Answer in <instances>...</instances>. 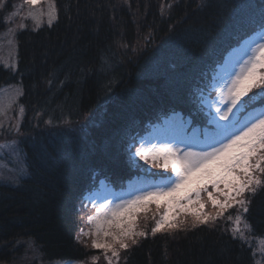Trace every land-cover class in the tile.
I'll use <instances>...</instances> for the list:
<instances>
[{"label": "trees", "instance_id": "1", "mask_svg": "<svg viewBox=\"0 0 264 264\" xmlns=\"http://www.w3.org/2000/svg\"><path fill=\"white\" fill-rule=\"evenodd\" d=\"M17 1L1 2L0 34ZM52 1L56 20L20 31L16 68L0 66V90L21 89L15 138L23 162L17 184L0 183V264H24L30 250L42 263L264 264L259 172L255 194L237 197L248 201L246 213L234 204L195 226L191 214H181L153 234L164 208L152 205L139 213L134 231L145 235L127 238L117 257L84 235L95 214L87 197L103 182L119 191L142 176L173 174L139 157L131 164L129 145L135 152L177 113L192 127L212 128L206 103L216 96L217 71L264 29V0ZM252 96L257 102L242 116L264 106V89L253 88L244 100ZM207 196L203 191L201 200L209 205ZM217 211L211 203L203 214ZM237 216L243 239L234 235Z\"/></svg>", "mask_w": 264, "mask_h": 264}, {"label": "snow or ice", "instance_id": "2", "mask_svg": "<svg viewBox=\"0 0 264 264\" xmlns=\"http://www.w3.org/2000/svg\"><path fill=\"white\" fill-rule=\"evenodd\" d=\"M24 3L35 9L41 6L44 0H24ZM43 14L41 11L39 16ZM30 15L33 20L39 22L37 14L30 12ZM48 18L51 23L54 18L52 5H49ZM261 69H264V43L250 49V54L240 65L239 72L230 75L221 86L218 100L212 101L209 105L215 108V115L219 121L225 123H216V133L201 150L184 151L165 143L162 146L153 144L148 148L142 144L132 152V145H129L131 164H135V158L139 157L145 164H150L153 168H162L164 171L170 170L174 175L162 177L158 184L137 189L131 194L132 198L123 200L115 206L101 203L95 209L96 215L88 219L93 231L84 235L111 236L113 243H118L120 248H127L126 238L145 235L144 232H133L131 226L133 216L137 212L147 211L150 204H155L159 209L161 200L165 201L167 211L151 229L153 234L160 231L162 225L168 224L169 215L176 209L182 212L191 211L181 203L182 201H186L187 205H198V210L191 213L194 217L193 226L195 222L207 224L209 220L214 221L234 204L239 205L243 212H248L246 206L248 201L237 197H242L246 190L254 195L256 188L261 184L254 173L264 174V111L254 110L243 123L231 117L257 102V96L261 95L259 93L257 96L249 97L248 100H244V97L248 96L253 88L264 89V71H260ZM213 122L215 123V118ZM179 142L183 143L182 140ZM204 178L211 181L214 189H219L221 184L226 189L220 192L224 196L222 202H218V198L211 192L208 193V200L211 201L213 208L218 209L215 215H202L200 211L205 207L204 203L200 202L201 191L207 192L206 186L203 188L200 186ZM192 192H195L194 200L191 197ZM228 218L232 219L231 216ZM240 222L241 218L237 216L234 235L240 233V238L243 239V233L239 228ZM246 226L250 228V225ZM169 227L175 228L177 225L171 224ZM113 228L118 231H112ZM132 242L135 243V240ZM92 247L111 250L113 257L118 256L111 243H99L93 240Z\"/></svg>", "mask_w": 264, "mask_h": 264}, {"label": "rangeland", "instance_id": "3", "mask_svg": "<svg viewBox=\"0 0 264 264\" xmlns=\"http://www.w3.org/2000/svg\"><path fill=\"white\" fill-rule=\"evenodd\" d=\"M4 1L5 0H0V6H2L3 4L1 2ZM49 5H52V11L54 12V18L52 19L51 23H49L48 18ZM41 11H43L44 14L42 16H39V13ZM30 12H34L38 15L39 22L32 19ZM55 20L56 13L52 0H44V3L41 6L36 7L35 9H32L29 5H26L24 3V0H18L15 4L14 11L6 18L7 28L3 33L0 34V66H5L12 69L16 68V37L20 31L25 29L37 30L44 24H52ZM261 43H264V29L244 41L240 47L234 49L227 56L224 65L218 69L216 80L214 83V89L217 92L216 96L206 103L209 111H211L212 113L210 118L212 122V128L202 130L198 127H192V121L188 118H184L180 113H178L171 116L169 119L164 120L163 123L153 127V129L141 140L140 147L142 146V144L145 148H148L153 144L162 146L163 144L167 143L172 147L179 148L184 151H199L204 148L207 143H209L210 138L216 133V123H225L224 121H219L218 117H216L215 115V108L209 107V105L212 101L218 100L221 86L230 77V75L239 72L240 65L245 59H247L248 55L250 54V49L256 48ZM260 71H262V69ZM19 93L21 94V89L17 87L3 88L0 90V183L2 184H17V182L23 175V162H21L20 160L21 157L18 148L19 146L15 138V135L19 131V126L21 125V113H19L15 108L17 97H19L20 95ZM241 110L237 112L234 117H231V119L239 120L241 123H243L249 117L250 113L246 116H242ZM259 111H264V107L258 108L256 110V112ZM213 118H215V123L213 122ZM180 140H182L183 143H180ZM173 175L174 174L166 177H173ZM161 178L156 180L153 177L142 176L136 178L132 182H129L125 189H121L119 191L114 190L111 186H108L105 182H103L99 189H97L87 197V202H89L94 207V209H96V207H98L101 203L115 206L117 204H120L123 200L132 198L131 194L135 193L137 189L146 188L148 186L160 183ZM200 186L201 188L206 186L207 193L211 192L213 196L218 198V202L223 201L224 196L220 194L221 191H226L223 184L219 186V189H214L212 187L211 181H209L207 178H204ZM202 192L203 190L201 191V196ZM201 196L200 202L203 203V199L201 200ZM191 197L193 200L195 199V192L191 193ZM209 202L211 204L210 200H208L207 203ZM181 203L189 207L191 211L182 212L179 209H176L169 215L168 224L178 218V216H180L181 214H191L192 212H196L198 210V205L196 204L187 205L186 201H182ZM152 205L155 204H150L149 209L152 207ZM204 205L205 207L200 210L202 215L203 212L206 211V207L209 206L205 202ZM160 207L164 208V214L167 211L164 200L160 201ZM141 212L143 211L137 212L133 216V219L131 221L133 232L135 231V227L139 219V213ZM95 215L96 211L93 216ZM92 231V225L89 224L87 232ZM112 231L116 232L118 230L113 228ZM88 236H91L93 240H96L99 243H111L116 251H118L120 248L118 243L112 242L111 236L104 237L101 235L97 237L95 234ZM98 249H102L104 253H112L111 250L106 251L103 248ZM40 257H38L37 250L36 252H34L33 250H30L29 252L25 251L21 261H24V264H33L36 262H38V264H84L82 262L42 263L40 261Z\"/></svg>", "mask_w": 264, "mask_h": 264}]
</instances>
